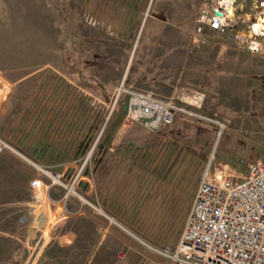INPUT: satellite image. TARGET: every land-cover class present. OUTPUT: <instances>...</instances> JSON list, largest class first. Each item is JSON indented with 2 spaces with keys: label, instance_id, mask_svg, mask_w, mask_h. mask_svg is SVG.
Here are the masks:
<instances>
[{
  "label": "rangeland",
  "instance_id": "obj_1",
  "mask_svg": "<svg viewBox=\"0 0 264 264\" xmlns=\"http://www.w3.org/2000/svg\"><path fill=\"white\" fill-rule=\"evenodd\" d=\"M201 2L0 0V138L31 159L20 144L24 115L40 101L51 109L61 105V115L69 116L65 123L50 121L47 140L77 145L38 166L0 151V264H33L44 242L71 229L78 217L94 229L84 254L68 264H152L157 256L151 248L178 241L207 165L243 175L249 162L264 160V58L237 50L228 37L206 43L202 54H189ZM121 84L162 99L185 92L186 101H175L204 118L178 114L155 133L139 125L122 131L125 94L107 114ZM212 121L224 125L220 134ZM36 137L29 132V143H37ZM78 170L75 191L103 215L82 210L73 193L64 198L66 189L50 177L63 173V183L72 185ZM132 175L135 189L124 193L122 177ZM32 180L42 187H32ZM133 189L140 195L135 203ZM154 191L161 197L156 207L150 203ZM176 191L181 194L172 215L162 206Z\"/></svg>",
  "mask_w": 264,
  "mask_h": 264
},
{
  "label": "built area",
  "instance_id": "obj_2",
  "mask_svg": "<svg viewBox=\"0 0 264 264\" xmlns=\"http://www.w3.org/2000/svg\"><path fill=\"white\" fill-rule=\"evenodd\" d=\"M225 37L237 50L264 58V0H203L193 22L187 52L193 53L208 41ZM69 83L76 86L71 81ZM122 94L126 95L122 131L131 125H139L148 133H155L171 126L178 114L187 118H204L188 104L180 105L172 99H162L151 91H136L122 84L112 93L108 115L113 112ZM35 104L36 107H31L33 109H28L24 115L25 131L20 143L22 151L26 150L31 159L21 155L1 138L0 151H13L33 166H38L49 159L63 158L66 155L60 151L75 149L77 145L70 147L68 144L66 148L46 138L52 131L50 121L56 119L65 123L69 117L61 115V105L51 109L48 103L36 101ZM75 106L74 102L71 108ZM30 118L34 122L29 131L27 124ZM71 122L68 120L67 127ZM212 122L218 125L220 134L224 125L219 121ZM31 131L37 134V143H29ZM99 136L100 133L97 134ZM96 142H93L90 151ZM89 154L82 159V166ZM56 162L60 167L67 166L65 161ZM229 170L212 169L210 164L204 168L184 217L178 241L173 246L161 242L159 247L151 248L157 256V261L152 264H264V160L249 162L243 175L233 174ZM80 171L70 179L72 185L63 183V173L51 172L50 177L54 183L66 189L64 198L73 193L80 201L82 210L91 208L103 215L104 212L97 205L75 191L73 183L81 176ZM30 184L34 188L42 187L39 180H32ZM132 194L130 201L135 203L140 195L135 190ZM180 194L176 191L167 197L162 210H168L172 215L178 212ZM160 198V194L155 192L154 196H150V203L156 207L155 203Z\"/></svg>",
  "mask_w": 264,
  "mask_h": 264
},
{
  "label": "crops",
  "instance_id": "obj_3",
  "mask_svg": "<svg viewBox=\"0 0 264 264\" xmlns=\"http://www.w3.org/2000/svg\"><path fill=\"white\" fill-rule=\"evenodd\" d=\"M93 14H94V10L92 8L91 15L93 16ZM209 42L210 41H208L207 43ZM189 45H190V41H189ZM205 51L206 49L204 45L194 50L193 54L199 55V54L204 53ZM262 61H263L262 63L264 64V59ZM0 71H1V68H0ZM2 77L3 75H0V79ZM5 79H7V76ZM23 79H26V78L22 77L20 81ZM185 95H186L185 92L181 91L179 99L177 98L176 99L168 98V99L183 102L184 100L186 101V98L184 97ZM200 95L202 96L201 93ZM194 97H195L194 102L198 103L200 101V98L196 96ZM121 181L123 183L122 189H124V193L128 192L131 188H134L132 184L135 182L133 175L130 177V179H128V176H123ZM122 200L125 201L126 198L124 197ZM77 215L84 216L80 214H77ZM76 219H80V221L77 222L75 225H72L71 229L64 230L63 232L60 230L58 237L49 238L48 240L44 242V244L40 248L38 247L39 248L38 253L33 259V264H68L70 257H76L78 253L80 255L84 254L85 248L89 246L87 245L88 244L87 239L90 237L92 229L94 228H91V226H93L91 221L87 219H82L81 217H78Z\"/></svg>",
  "mask_w": 264,
  "mask_h": 264
},
{
  "label": "bare ground",
  "instance_id": "obj_4",
  "mask_svg": "<svg viewBox=\"0 0 264 264\" xmlns=\"http://www.w3.org/2000/svg\"><path fill=\"white\" fill-rule=\"evenodd\" d=\"M192 100V99H191Z\"/></svg>",
  "mask_w": 264,
  "mask_h": 264
}]
</instances>
